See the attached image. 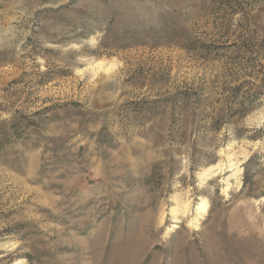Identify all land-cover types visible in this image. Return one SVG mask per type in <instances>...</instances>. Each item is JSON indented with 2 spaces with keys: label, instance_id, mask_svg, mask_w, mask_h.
I'll return each instance as SVG.
<instances>
[{
  "label": "rangeland",
  "instance_id": "obj_1",
  "mask_svg": "<svg viewBox=\"0 0 264 264\" xmlns=\"http://www.w3.org/2000/svg\"><path fill=\"white\" fill-rule=\"evenodd\" d=\"M0 264H264V0H0Z\"/></svg>",
  "mask_w": 264,
  "mask_h": 264
},
{
  "label": "bare ground",
  "instance_id": "obj_2",
  "mask_svg": "<svg viewBox=\"0 0 264 264\" xmlns=\"http://www.w3.org/2000/svg\"><path fill=\"white\" fill-rule=\"evenodd\" d=\"M97 65V64H96ZM232 155V154H231ZM228 157H229V154H228ZM227 158V157H226ZM228 159V158H227ZM230 159V158H229ZM230 162V161H229ZM232 166V165H231ZM207 168V167H206ZM213 167L209 168V170H211ZM208 170V169H207ZM206 170V171H207ZM205 172V171H204ZM202 173V172H201ZM200 202V201H199ZM188 203V202H187ZM206 207V204H205V201H201L200 203H198L196 209H197V212H198V216H200L199 214L203 213L205 211V208ZM188 208V204H181V205H177V207H175L174 209H172L174 212L178 211H186ZM178 213V212H177ZM183 213V212H182Z\"/></svg>",
  "mask_w": 264,
  "mask_h": 264
},
{
  "label": "trees",
  "instance_id": "obj_3",
  "mask_svg": "<svg viewBox=\"0 0 264 264\" xmlns=\"http://www.w3.org/2000/svg\"><path fill=\"white\" fill-rule=\"evenodd\" d=\"M250 161V158L247 160V162L246 163H248Z\"/></svg>",
  "mask_w": 264,
  "mask_h": 264
}]
</instances>
